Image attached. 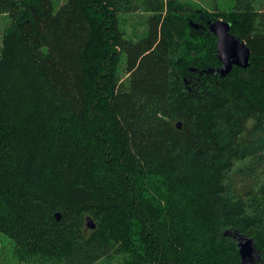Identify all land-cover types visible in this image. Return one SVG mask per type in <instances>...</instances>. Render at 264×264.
Masks as SVG:
<instances>
[{"label":"trees","instance_id":"obj_1","mask_svg":"<svg viewBox=\"0 0 264 264\" xmlns=\"http://www.w3.org/2000/svg\"><path fill=\"white\" fill-rule=\"evenodd\" d=\"M251 1L0 0V234L20 263L240 264L247 237L264 264V10ZM138 12L135 41L122 18ZM218 18L250 65L190 72L220 66Z\"/></svg>","mask_w":264,"mask_h":264},{"label":"water","instance_id":"obj_2","mask_svg":"<svg viewBox=\"0 0 264 264\" xmlns=\"http://www.w3.org/2000/svg\"><path fill=\"white\" fill-rule=\"evenodd\" d=\"M206 25L208 32L216 39L215 50L220 66L218 68H205L201 70L191 67L189 71L195 72L198 75L216 74L220 78H224L231 72L233 67L246 69L250 65V50L242 40L231 34L230 23L224 20H216L208 21ZM192 26L194 28L197 27L196 24H192ZM176 127L180 129L181 124L178 122ZM55 219L57 221L60 219L59 213H55ZM85 224L87 229L92 230L95 228L91 217L86 218ZM237 248L241 261L240 264H250L253 262L255 249L251 238H238Z\"/></svg>","mask_w":264,"mask_h":264},{"label":"rangeland","instance_id":"obj_3","mask_svg":"<svg viewBox=\"0 0 264 264\" xmlns=\"http://www.w3.org/2000/svg\"><path fill=\"white\" fill-rule=\"evenodd\" d=\"M179 2H186L188 5H191L195 8H203L209 12H227L236 6L239 0H177ZM63 3V0H55V7L57 8ZM251 6L254 10H264V0H252ZM147 14L138 12L134 14L124 15L122 18V23L124 24V29L127 34V38L133 40H138L139 37L143 34L146 29L145 21ZM217 20H223L218 18ZM9 24V19L6 15H0V48H1V39L3 32L7 25ZM123 78L125 79L127 75L123 73ZM241 163H237V166H240ZM257 259L258 256H256ZM122 257L117 256L112 259L100 260L96 264H121ZM0 264H23L14 255V243L12 240L6 236L0 234ZM250 264H255L251 262Z\"/></svg>","mask_w":264,"mask_h":264}]
</instances>
